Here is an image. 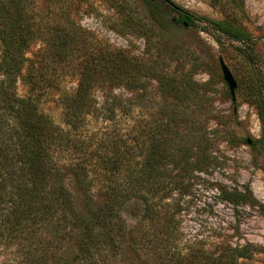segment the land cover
Here are the masks:
<instances>
[{
  "label": "rangeland",
  "instance_id": "374dc122",
  "mask_svg": "<svg viewBox=\"0 0 264 264\" xmlns=\"http://www.w3.org/2000/svg\"><path fill=\"white\" fill-rule=\"evenodd\" d=\"M116 1L125 4L133 17L142 18L146 23L151 21L153 10L142 0ZM170 1L195 15L228 19L241 25L254 39L257 67L264 79V0ZM32 3L38 11L37 18L67 14L110 49L121 51L135 61L154 64L176 81L185 83L188 90L179 98L164 96L157 82L147 77L146 88L135 91L124 87L95 88L92 110L76 133L78 143L92 153L109 151L111 137L132 143L136 131L143 139L144 133L157 127L161 129L156 130L158 138L168 139L170 135L169 146H181L185 142L187 153L183 159L190 161L188 170L185 173L179 170L182 158L179 162L171 161L164 175V179L171 181L170 188L156 194L157 197L164 194L161 199L150 198L151 203H159L161 208L164 205L172 220L170 233L151 236L157 252L182 256L191 248L200 247L217 255L229 246L245 245L251 254L239 261L259 264L264 258V126L257 107L248 101L255 96L256 74L244 55L237 51L240 43L229 40L204 22L199 26L168 24L162 29L151 21L154 24L151 23L152 30L147 37L124 28L121 34L112 28L119 24L121 14L108 0H32ZM171 15L172 12H167L165 16ZM40 46L39 40L31 42L26 56L31 57ZM220 58L236 80L234 99L223 80ZM25 70L26 64L15 83L19 96L29 93L23 78ZM77 77L69 73L60 77L58 87L45 90L39 97L40 110L59 126L65 127L61 94L75 90ZM170 116L167 128L162 129L161 123ZM12 125L11 118L0 125V144L8 141L6 131ZM193 153L199 156L195 158ZM142 157L138 154L136 159ZM169 159L178 160V155ZM195 159L197 163H193ZM69 161H75V156L57 159L64 167ZM88 162L94 166L88 171L90 182L86 192L71 180L67 168L63 169L64 184L77 206L85 195L93 199L98 196L100 176L92 169L97 162L94 156ZM3 165L0 161V170ZM4 175L0 179V264H66L64 258L71 259V264H151L152 254L147 249L136 252L131 248L129 233L116 241L119 246L103 250L99 247L90 260L79 262L73 256L75 226L67 219L53 226L54 222L37 211V203L31 212L25 211V216L24 212L18 214L14 207L18 192L11 189L7 174ZM225 191L245 192L246 197L231 203L224 198ZM132 201L140 202L139 199ZM58 214L53 211L51 219L55 221ZM120 215L126 228L137 223L142 230H147L142 208H134L131 200L123 205Z\"/></svg>",
  "mask_w": 264,
  "mask_h": 264
},
{
  "label": "trees",
  "instance_id": "16d2710c",
  "mask_svg": "<svg viewBox=\"0 0 264 264\" xmlns=\"http://www.w3.org/2000/svg\"><path fill=\"white\" fill-rule=\"evenodd\" d=\"M108 1L121 14L119 24L112 25L121 34L130 30L147 37L154 23L163 29L168 24L199 26L200 22H204L229 40L240 43L237 51L244 55L256 74L253 78L255 96L248 101L257 107L264 126V79L257 67L254 39L241 25L228 19L214 20L195 15L170 0H142L149 10H153L150 20L154 23H146L142 18L133 17L125 4L116 0ZM167 12L173 15L166 17ZM37 14L32 0H0V125L5 124L8 118L14 124L6 131L8 141L0 144V161L4 164L0 170V179L7 174L11 189L18 192L19 197L14 206L18 214L24 212L25 216L37 203V211L46 220L54 222L53 226L67 219L69 224L75 226L73 256L79 262L90 260L99 247L103 250L119 246L116 241L129 233L131 248L136 252L147 249L146 252L152 254L151 264H250L239 261L251 254L245 245L229 246L217 255L200 247L191 248L182 256L160 255L157 252V244H154L155 240H151V236L170 233L172 220L168 211L164 210V205L161 208L159 203H151L150 198L157 197L159 191L169 187L171 181L164 179V175L171 161L179 162L182 158L183 165H178L179 170L183 173L188 170L190 161L183 159L187 153L185 142L181 146H169L170 135L168 139L156 136L159 127L144 133L143 139L136 131L132 143H126L127 139L111 137L109 151L107 149L104 153H92L76 139L85 116L92 110L95 88L124 87L135 91L146 88L147 77L157 82L164 96L179 98L188 90L185 83L176 81L154 64L135 61L121 51L110 49L67 14L46 19L37 18ZM34 40H39L41 46L28 57L25 51ZM24 64L26 70L23 78L29 93L19 96L15 83ZM68 73L78 77L75 90L62 93L60 97L63 127L43 113L38 102L45 90L58 87L59 78ZM171 118L162 120V129L167 128ZM182 136L180 134L179 138ZM170 149H173L172 152ZM189 151L190 148L188 155ZM198 152H202L201 148ZM138 154L143 155L141 160L136 159ZM66 155L75 156V161H69L66 167L60 166L57 159ZM174 155H178V160L169 159ZM93 156L97 164L92 169L100 176L98 196L93 199L85 195L81 205L77 206L72 193L64 184L63 169L67 168L71 180L86 192L90 182L88 171L92 165L88 161ZM194 156L196 158L199 155L195 153ZM193 163H197V159ZM224 193L227 195L224 198L231 203L246 197L245 192ZM135 199L140 202L132 201ZM129 200L134 208H142V219L146 218L148 222L147 230H142L137 223L126 228L120 211ZM53 211L59 213L55 221L51 219ZM63 260L71 264V259ZM259 264H264V258Z\"/></svg>",
  "mask_w": 264,
  "mask_h": 264
},
{
  "label": "water",
  "instance_id": "95a60500",
  "mask_svg": "<svg viewBox=\"0 0 264 264\" xmlns=\"http://www.w3.org/2000/svg\"><path fill=\"white\" fill-rule=\"evenodd\" d=\"M219 62H220V68H221L223 80L227 84L231 98L234 99V89L236 87V80L234 79L232 73L230 72V70L228 69V67L225 65V63L221 58Z\"/></svg>",
  "mask_w": 264,
  "mask_h": 264
}]
</instances>
